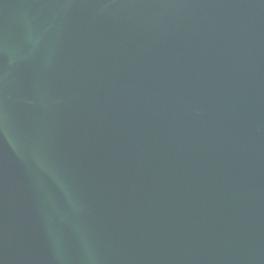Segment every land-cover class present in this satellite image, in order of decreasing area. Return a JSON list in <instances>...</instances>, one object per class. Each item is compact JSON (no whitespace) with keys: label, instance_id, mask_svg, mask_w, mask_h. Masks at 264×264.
Here are the masks:
<instances>
[{"label":"water","instance_id":"obj_1","mask_svg":"<svg viewBox=\"0 0 264 264\" xmlns=\"http://www.w3.org/2000/svg\"><path fill=\"white\" fill-rule=\"evenodd\" d=\"M0 264H264V0H0Z\"/></svg>","mask_w":264,"mask_h":264}]
</instances>
